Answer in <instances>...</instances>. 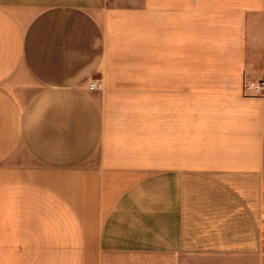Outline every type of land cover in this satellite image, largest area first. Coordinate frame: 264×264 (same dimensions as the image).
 <instances>
[{"label": "crops", "instance_id": "crops-1", "mask_svg": "<svg viewBox=\"0 0 264 264\" xmlns=\"http://www.w3.org/2000/svg\"><path fill=\"white\" fill-rule=\"evenodd\" d=\"M258 82L264 0H0V264H264Z\"/></svg>", "mask_w": 264, "mask_h": 264}, {"label": "built area", "instance_id": "built-area-1", "mask_svg": "<svg viewBox=\"0 0 264 264\" xmlns=\"http://www.w3.org/2000/svg\"><path fill=\"white\" fill-rule=\"evenodd\" d=\"M92 88H97L100 87L101 84L94 82L90 85ZM264 83L263 82H258L257 85L255 86V91L256 92H261L263 90Z\"/></svg>", "mask_w": 264, "mask_h": 264}]
</instances>
